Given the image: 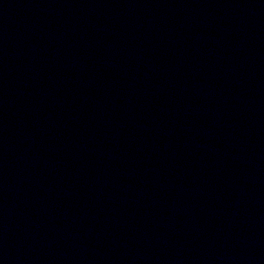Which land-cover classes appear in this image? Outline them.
<instances>
[{
  "label": "water",
  "instance_id": "95a60500",
  "mask_svg": "<svg viewBox=\"0 0 264 264\" xmlns=\"http://www.w3.org/2000/svg\"><path fill=\"white\" fill-rule=\"evenodd\" d=\"M0 264H264V0H0Z\"/></svg>",
  "mask_w": 264,
  "mask_h": 264
}]
</instances>
